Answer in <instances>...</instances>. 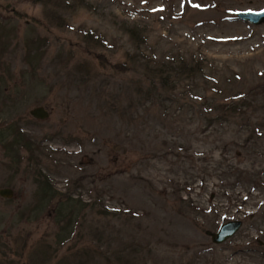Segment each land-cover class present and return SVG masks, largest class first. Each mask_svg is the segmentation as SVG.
I'll use <instances>...</instances> for the list:
<instances>
[{"label":"rangeland","instance_id":"374dc122","mask_svg":"<svg viewBox=\"0 0 264 264\" xmlns=\"http://www.w3.org/2000/svg\"><path fill=\"white\" fill-rule=\"evenodd\" d=\"M262 8L0 0V264H264Z\"/></svg>","mask_w":264,"mask_h":264},{"label":"water","instance_id":"95a60500","mask_svg":"<svg viewBox=\"0 0 264 264\" xmlns=\"http://www.w3.org/2000/svg\"><path fill=\"white\" fill-rule=\"evenodd\" d=\"M239 16L243 19L250 20L254 23H262L264 22V11L261 13H239ZM32 114L38 118L47 117V112L43 108H37L32 111ZM1 195L4 196H12V191L10 189H4L0 191ZM241 226V222H230L221 226L219 232L217 234H213L214 242L221 243L225 241L227 238L231 237Z\"/></svg>","mask_w":264,"mask_h":264},{"label":"trees","instance_id":"16d2710c","mask_svg":"<svg viewBox=\"0 0 264 264\" xmlns=\"http://www.w3.org/2000/svg\"><path fill=\"white\" fill-rule=\"evenodd\" d=\"M200 68H201V63L198 61H195L194 58L191 59V62L187 61L184 57H182L180 60V73L182 75H186V77L194 76L195 75L194 69L200 70ZM44 181H46V182H44L43 188H45L44 190L47 191V193L44 192L45 197H46V195H48V193H50L49 196H53V191H52V195H51V187L49 185V182L47 180H44Z\"/></svg>","mask_w":264,"mask_h":264}]
</instances>
